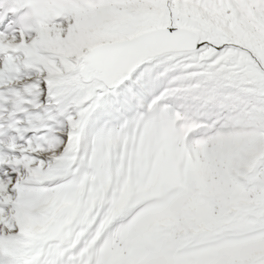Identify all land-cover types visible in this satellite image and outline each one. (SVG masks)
<instances>
[{"label":"snow or ice","instance_id":"1","mask_svg":"<svg viewBox=\"0 0 264 264\" xmlns=\"http://www.w3.org/2000/svg\"><path fill=\"white\" fill-rule=\"evenodd\" d=\"M0 264H264V0H0Z\"/></svg>","mask_w":264,"mask_h":264}]
</instances>
